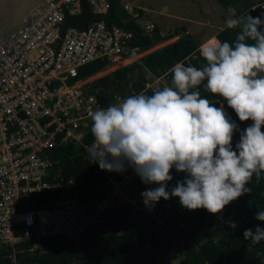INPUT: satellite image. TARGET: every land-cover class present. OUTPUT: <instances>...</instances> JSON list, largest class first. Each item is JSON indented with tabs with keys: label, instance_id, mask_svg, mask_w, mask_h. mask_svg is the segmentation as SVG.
I'll return each mask as SVG.
<instances>
[{
	"label": "clouds",
	"instance_id": "9594fccd",
	"mask_svg": "<svg viewBox=\"0 0 264 264\" xmlns=\"http://www.w3.org/2000/svg\"><path fill=\"white\" fill-rule=\"evenodd\" d=\"M233 17L225 25L239 29L235 40L214 36L200 44L205 63L199 68L177 62L161 90L129 95L90 113L94 141L88 158L102 171L122 174L131 168L144 184L159 185L141 193L149 210L161 198L178 197L189 211L217 214L252 192L248 185L254 176L257 182L264 178V19ZM202 91L226 101L239 121L253 122L235 148L239 126L223 103L216 107ZM173 168L186 176L169 191ZM255 219L264 221V210L258 207ZM243 239L250 241L251 251L264 242V228L245 229Z\"/></svg>",
	"mask_w": 264,
	"mask_h": 264
},
{
	"label": "built area",
	"instance_id": "2783aa9c",
	"mask_svg": "<svg viewBox=\"0 0 264 264\" xmlns=\"http://www.w3.org/2000/svg\"><path fill=\"white\" fill-rule=\"evenodd\" d=\"M81 1L40 0L0 36V247L10 249L12 264H18V243L57 234L80 238L98 215L92 214L96 205L81 203L75 194L28 208L38 195L69 190L74 184L73 178L61 176L47 151L57 141H75L87 151L94 141L82 140L91 124L90 113L128 96L122 91L102 106L90 91L89 77L76 79L84 64L122 58L133 38L130 29L104 20L62 31L65 15H78ZM86 1L94 14L105 15L110 7L109 0ZM123 8L133 11L127 3ZM263 9L261 4L258 12ZM154 77L146 87L161 90L156 86L165 85V76ZM102 172L111 190L124 191L120 202L128 203L134 213L154 210L155 205L149 210L142 198L129 197L126 184L137 177L131 168L122 174Z\"/></svg>",
	"mask_w": 264,
	"mask_h": 264
},
{
	"label": "trees",
	"instance_id": "16d2710c",
	"mask_svg": "<svg viewBox=\"0 0 264 264\" xmlns=\"http://www.w3.org/2000/svg\"><path fill=\"white\" fill-rule=\"evenodd\" d=\"M110 7L105 15L94 14L86 0L81 1V12L78 15H65L62 31L70 26L79 29L86 28L94 21L104 20L107 25H118L130 29L133 38L130 49L124 55L125 58L134 56L138 51H144L153 45L164 41L181 31L175 29L172 34L163 35L157 25H153L149 31H144L133 18H126V11L119 7L118 0H109ZM222 5L229 6L233 0H219ZM142 14V10H139ZM249 14L259 16L258 12L250 5L237 14ZM183 35L177 40L157 49L142 57L144 66L153 76H165L170 83L171 74L168 70L175 63L182 60L186 66L191 64L200 67L205 63L197 49L200 44L181 27ZM264 31V28L260 29ZM239 29H227L226 26L216 33V37L232 43ZM251 43V41H249ZM187 58V59H185ZM109 64L105 59H99L78 68L79 78H87L101 71ZM131 66H123L90 83V91L96 95L102 106L114 102V95H135L145 92L154 94L152 88L146 87L143 77L133 82L128 87V72ZM74 80H70L72 83ZM206 83V81H205ZM164 85H162L163 88ZM202 98H209L216 107L223 103L225 111L231 120L235 121L240 131L233 135V148L239 142L240 133L252 121L241 122L234 110L227 106L226 101L202 91ZM92 124V121H91ZM91 124L87 133L83 136V142L90 144L94 137L91 134ZM264 131V128H262ZM60 136V135H59ZM52 160L57 161L61 176L73 178L74 184L69 190L44 192L38 195L28 208H40L54 200L69 198L74 194L81 203L89 202L99 204L110 195L111 188L106 184V177L98 164H94L88 158V152L76 144L75 141L60 142L47 151ZM173 180L168 182L171 190L177 181H183L186 173L172 169ZM252 188L250 194L242 195L237 200L227 205L220 213L221 221L218 226H227L223 230L222 237L215 239L208 231V227L217 222L216 214H211L205 209L189 211L179 203L178 197L169 200H161L156 203L152 213L139 215L126 202H113L109 204L88 225L84 235L80 238H72L62 234L50 235L41 239H30L20 242L16 248L21 252L16 254L18 264H164L162 254L177 251L181 260L178 264H264V242L249 250L250 241L243 239L245 229H255L258 225L264 228V221L255 219L258 207L264 210V178L259 182L255 176L248 185ZM156 184H144L140 177L132 179L126 184L130 198L141 197V193L149 188H156ZM232 222L235 228L228 227ZM34 247L33 251L29 249ZM260 253L257 255V253ZM10 249L0 247V264H12L8 257Z\"/></svg>",
	"mask_w": 264,
	"mask_h": 264
},
{
	"label": "rangeland",
	"instance_id": "374dc122",
	"mask_svg": "<svg viewBox=\"0 0 264 264\" xmlns=\"http://www.w3.org/2000/svg\"><path fill=\"white\" fill-rule=\"evenodd\" d=\"M253 1L254 0H251L250 2ZM256 1L254 2L256 3ZM118 2L119 7L123 12H125L123 10V4L125 3L132 6V13H135L134 11L136 10H142V14L138 16L136 15L138 17L136 21H138L137 23L139 26L143 25L146 27V25L152 23L153 25L161 27L164 35H174L172 33L175 29H179L181 33L179 35H174L147 50L138 51L134 56H131L128 59H124V57H122L117 60L110 61L109 64L101 71L89 77L88 80L90 81L111 73L123 66H131L132 70L128 72V76H130V79L128 80V87H130L129 85H132L133 82L139 81L140 77L144 78L146 86L151 85L155 80V77L144 66L141 59L142 57L177 40L184 34L181 29L182 26L184 27L185 32L189 33L198 44H202L226 26L222 19L227 20L229 18H234L232 12H230V14L227 12L228 6L221 5L223 3L219 0H118ZM233 2L234 3H230V6L234 8L235 14L237 15L244 8V3L243 0H233ZM125 16L126 18L133 17L132 14H128L127 12ZM151 28L152 27L148 29L150 30ZM119 62L125 63L118 65ZM156 87L157 89H162V83L157 84ZM123 197L124 191L122 189L117 190L116 187H114V189L111 190V195L93 207L92 214L97 215L101 213L109 204L115 201L118 202V200L122 201ZM153 211L145 212L143 214L152 213ZM137 213L139 215H143L140 214V212ZM215 219L217 222L212 223L208 227V231L215 239H218L222 237L223 230H226L227 226H218V222L221 221L219 213L216 214ZM225 223H227L228 227H236L232 222ZM178 254L179 253L177 251H172L168 254L163 252L161 260L164 264H178L182 258Z\"/></svg>",
	"mask_w": 264,
	"mask_h": 264
},
{
	"label": "water",
	"instance_id": "95a60500",
	"mask_svg": "<svg viewBox=\"0 0 264 264\" xmlns=\"http://www.w3.org/2000/svg\"><path fill=\"white\" fill-rule=\"evenodd\" d=\"M40 0H0V36L15 26ZM259 11V8H256ZM262 19L264 16L261 12Z\"/></svg>",
	"mask_w": 264,
	"mask_h": 264
},
{
	"label": "crops",
	"instance_id": "0c3cea01",
	"mask_svg": "<svg viewBox=\"0 0 264 264\" xmlns=\"http://www.w3.org/2000/svg\"><path fill=\"white\" fill-rule=\"evenodd\" d=\"M251 0H243V5H251V7H252V9H256V8H258V5H260V4H263L264 5V0H254V1H256V3L253 1V2H250ZM251 3V4H250ZM220 4V3H219ZM130 5V4H129ZM222 5V4H221ZM131 8H132V6H131ZM140 8V7H139ZM138 8V9H139ZM124 9V8H123ZM125 10V9H124ZM126 11V10H125ZM128 14H132V18L136 21V19L138 18L137 16L138 15H140L138 12H139V10H136V11H134L135 13H129L128 11H126ZM227 12L230 14V12H232V13H235V10H234V8L233 7H231L230 5L228 6V10H227ZM134 15H137V16H134ZM235 16H237L236 14H235ZM127 19H129V18H127ZM224 22L226 21L225 19H222ZM138 21H136V23H137ZM138 24V23H137ZM148 25H153L152 23H150V24H148ZM140 27H145V26H143V25H140ZM159 27V26H158ZM160 28V31H161V33L164 35V33H163V30L161 29V27H159ZM216 34H214V36H215ZM213 36V37H214ZM216 37V36H215ZM212 37H210V39H211ZM209 39H207L206 41H208ZM205 41V42H206ZM162 42V41H161ZM161 42H159V43H161ZM158 44V43H157ZM156 45V44H155ZM155 45H153V46H155ZM129 57H127V58H125L124 57V59H128Z\"/></svg>",
	"mask_w": 264,
	"mask_h": 264
},
{
	"label": "bare ground",
	"instance_id": "6f19581e",
	"mask_svg": "<svg viewBox=\"0 0 264 264\" xmlns=\"http://www.w3.org/2000/svg\"><path fill=\"white\" fill-rule=\"evenodd\" d=\"M118 58L116 57L115 58V60H117ZM125 62H119V64L118 65H122V64H124Z\"/></svg>",
	"mask_w": 264,
	"mask_h": 264
}]
</instances>
